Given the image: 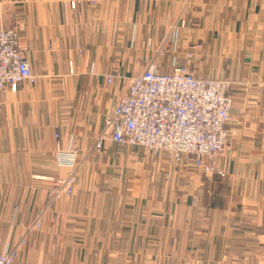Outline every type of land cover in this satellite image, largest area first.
<instances>
[{"label":"crops","instance_id":"0c3cea01","mask_svg":"<svg viewBox=\"0 0 264 264\" xmlns=\"http://www.w3.org/2000/svg\"><path fill=\"white\" fill-rule=\"evenodd\" d=\"M72 1L0 0L36 78L0 95V251L18 249L14 264H264V0ZM175 59L233 84L224 176L100 140L130 80Z\"/></svg>","mask_w":264,"mask_h":264},{"label":"built area","instance_id":"2783aa9c","mask_svg":"<svg viewBox=\"0 0 264 264\" xmlns=\"http://www.w3.org/2000/svg\"><path fill=\"white\" fill-rule=\"evenodd\" d=\"M79 3L72 1L71 8L76 9ZM186 57L193 60L194 52ZM113 79L110 74L109 85ZM26 83L34 85L36 78L20 46L19 33L0 28V95ZM232 88L227 80L195 77L176 59L167 74L153 64L130 80L126 95L106 119L107 129L100 140L109 138L119 146L137 147L150 155L164 153L174 162L203 170L208 176H224L217 161L229 149ZM56 137L59 139L58 134ZM56 155L59 165L76 169L74 149L65 153L57 145ZM76 179L71 175L54 193L72 194ZM18 256L15 248L0 251V264H14Z\"/></svg>","mask_w":264,"mask_h":264}]
</instances>
